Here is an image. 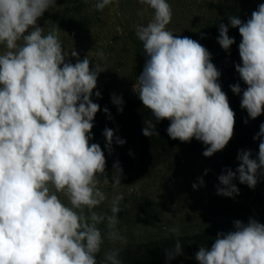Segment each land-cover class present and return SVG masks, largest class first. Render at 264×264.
<instances>
[{
	"label": "clouds",
	"instance_id": "clouds-1",
	"mask_svg": "<svg viewBox=\"0 0 264 264\" xmlns=\"http://www.w3.org/2000/svg\"><path fill=\"white\" fill-rule=\"evenodd\" d=\"M111 3L97 0L95 8L103 10ZM140 3L154 15L136 28L147 57L138 76L139 99L157 122H171V139L195 138L207 146L203 155L211 157L234 134L235 112L218 82L221 72L198 41L167 30L173 17L167 0ZM55 6L56 0H0V45L6 48L0 55V264H98L105 239L127 243L117 228L123 193L112 197L110 214L96 211L108 199L101 185L109 178L104 151L90 143L100 111L91 97L101 98L93 90L104 70L97 63L90 68L88 56L81 60L74 49L66 54L56 30L44 34L38 19ZM229 22L242 37L241 63L235 70L247 85L230 87L234 94L242 93L241 108L256 119L264 113V3L246 22L237 16H229ZM228 31L227 25H219L217 41L226 52L235 43ZM112 102L123 111L122 97L113 94ZM144 123L143 135L158 136L151 119ZM103 135L109 153L113 141L126 142L110 128ZM253 139L260 140L257 157L240 150L236 170L225 169L218 177V195L239 194L233 183L237 174L241 184L256 187L264 174V123ZM114 169L121 172L118 163ZM112 182L115 188L121 178L114 176ZM203 184L201 177L192 187ZM233 224L234 230L219 232L210 248L200 247L195 255L199 264H264V224L252 218ZM171 232L179 236L178 227ZM165 251L172 260L183 254V246L177 239ZM99 264H122L120 249L105 252Z\"/></svg>",
	"mask_w": 264,
	"mask_h": 264
},
{
	"label": "trees",
	"instance_id": "trees-1",
	"mask_svg": "<svg viewBox=\"0 0 264 264\" xmlns=\"http://www.w3.org/2000/svg\"><path fill=\"white\" fill-rule=\"evenodd\" d=\"M137 1L140 0H112V3L105 6L103 10H97L95 8L97 0H56V6L46 11L38 19V24L40 27H43L44 34L56 30L66 54L74 49L81 60L86 56L91 61L102 60L100 66L104 71L99 73L97 88L93 90V93L99 91L101 98H97L95 94L91 97L94 103L100 105V111L97 112L94 118L93 139L90 143H98L101 146L106 157V168L114 167L118 163L121 170L120 172L119 169H114L112 173L108 172L109 183L107 185L110 186L101 185L108 199L96 211L108 214H110L112 197L118 193L121 185H123L122 183L131 177L129 176L131 175L129 168H133V165H129L132 162L131 155L133 150L135 152V147H139L142 144L141 136L143 135L142 129L145 127L144 122L151 119L158 136L146 137L143 135L152 146L149 144V148L144 147L145 144H142L140 147L142 158L138 163L134 164V168L139 170L142 168L145 172L142 171L139 174H135H143L139 176L137 181L135 179H127V183H125L127 185L125 189L126 193L124 195L126 197L121 202L123 211H130L132 206L130 203L131 199H133L134 203V200L141 196H150V194H144L142 190V186L149 182L147 178L150 175H147L149 170L147 166L149 163L152 164V167L159 165L158 162L153 161L155 158L154 153H157L158 149H163L162 147H158L159 142L173 140L167 133V128L171 122L167 119L157 122L155 117L152 116L151 111L139 99L138 90H134L130 86L132 82L138 81V76L144 68L140 67L142 59L146 55L143 43L136 36V28L138 25L146 26L154 15V10L145 4H143V11L139 9L134 10ZM167 1L170 2L172 0ZM237 9L238 6L235 5L219 4L214 13L217 15L213 14V17L205 24L200 25L195 34L190 38L199 43L206 40L205 32L209 31L212 27H216V24L227 15L235 14ZM103 20H106L105 24L99 27V24ZM166 28L173 32L174 36L188 37V33L184 29L174 31L168 25ZM5 51V46L0 45V55L4 54ZM224 51L223 49L220 52ZM214 52L216 53V51ZM229 52H232V49ZM101 53L103 54L102 56L100 55ZM112 54L127 55L134 60H141L138 61V69L134 70L133 73H129V78H127L128 73L126 71L128 66H125L126 63L120 65L117 71H121L124 67V70L121 72L125 73L126 76L121 78L120 81H113L108 74L110 68L109 58ZM68 59L75 64L76 58L71 57L69 54ZM218 70L221 72L219 78L221 82L231 79H236L232 81H238L240 79L239 74L231 66L224 65ZM113 94L117 97H122V112H119L117 106L113 104ZM104 108H107L109 113L106 114L103 111ZM105 128L114 130L116 137L126 141L123 145H118L113 141L111 153L105 147L106 138L103 135ZM258 132L259 128L247 131L239 129L235 134V140L233 139L228 143V146L236 148V153L232 157L224 155V159L220 162H206L204 165H201L199 172L196 173L194 182L199 185V178L202 177L204 181L203 186L193 189L192 185L188 184L192 188L190 193L187 192L184 195L180 194L178 196L179 201H182L183 204L187 203V206L181 207L183 209H180L176 213V215L178 214L177 219L182 224L180 228L182 229L185 226L190 231L189 233H183L184 235H182L181 233L184 231H179V236H177L171 232V229L176 227L171 224V226L153 229L148 234L138 233L130 237L132 233L122 229V226H118L120 234L126 238L127 243L122 244L119 241L111 242L105 239L102 250L97 256L98 264L103 261L104 253L112 249H120L122 264H128L125 262H130L137 258L152 260L157 258V256L162 257L164 252H166L165 250L173 247L177 239L183 246V257H188L190 253L195 256L200 247L210 248L219 232L227 233L233 231V222L235 220L247 223L249 218H252L264 224V174L259 177V182L254 189L249 188L246 184H241L237 174V178L233 180V183L238 187L239 194L231 198L217 194V186L222 187V185H219L218 177L224 174L225 169L231 168L233 171L236 170L240 163L237 159L240 150H251L252 158L257 157L259 143L253 137ZM233 142L236 144H232ZM129 148L132 149V153L124 154V151ZM125 163H128V167L125 166ZM123 166H125L124 169L127 171L123 170ZM205 170H208L207 173ZM114 172L115 174H113ZM114 176L121 178V184L115 188H111L113 183L110 182H112V177ZM187 180V178H183L180 183L181 186L183 185L186 188ZM57 195L65 204H68L67 197L63 193H57ZM150 202L153 203V200H150ZM190 202L193 203L190 204ZM146 210H148L147 207ZM191 217H203L206 224H185L186 221H181L184 218ZM173 219L175 220V218ZM213 219L217 220L216 223H213ZM169 222L171 223L172 221L170 220ZM100 227L104 229L105 226L102 224ZM193 256L192 259H194Z\"/></svg>",
	"mask_w": 264,
	"mask_h": 264
},
{
	"label": "rangeland",
	"instance_id": "rangeland-1",
	"mask_svg": "<svg viewBox=\"0 0 264 264\" xmlns=\"http://www.w3.org/2000/svg\"><path fill=\"white\" fill-rule=\"evenodd\" d=\"M172 10H173V17L172 21L168 25L174 31H180L184 29L186 33H188V37H192L195 32L198 30V27L202 24H205L210 18L213 17V14L216 12L217 6L220 4H228L230 6H238L237 12L235 14H229L220 22L216 24V27H212L209 31L205 32V39L200 44L203 45L206 49L209 50L212 57V63L217 67V69H221L224 65L231 66L234 71L235 65L241 63V59L239 56V44L241 42L242 37L240 36L239 29L233 28L229 22V16H237L242 21H247L253 11L258 8L259 4L264 3V0H172L167 1ZM206 2V3H205ZM143 11L144 6L137 1L134 10ZM217 15V14H214ZM106 20H103L102 23L99 24V27H102L105 24ZM223 23L229 27L228 35L235 39V43L231 46L232 52H220L223 50L219 45L217 38L219 36V25ZM178 36V35H177ZM216 51V53L214 52ZM232 55V56H230ZM98 58V57H97ZM109 58V57H107ZM141 59V58H140ZM146 55L142 59V65L140 67H144L146 62ZM141 60H134L132 57L122 54H112L109 58L110 68L108 71L109 76L112 78L113 81H120L121 78L126 76L125 73L121 71L124 70V67L121 71H117L120 65L128 66L126 73L127 78H129V73H133L134 70H137L139 67V62ZM101 64L102 60L99 59L95 61H91L90 68L93 67L95 64ZM236 79H231L229 81H218L221 84L222 91L227 94L230 107L235 112V125H234V134L230 141L233 139L235 140V134L239 129H244L245 131L250 129L259 128L261 123H264V113H262L256 119H251L248 117L247 111L242 109L240 106L242 93L240 95L234 94L231 90L230 85H234L239 83L242 89H245L247 85L239 79L238 81H232ZM134 90H138L139 83L138 81H134L130 85ZM245 119L248 120L245 123ZM142 144H145L144 147H149V140L145 136H141ZM144 141V142H143ZM260 143V140H257ZM254 142V141H253ZM141 144V146H142ZM236 144V143H232ZM157 145V143H156ZM215 153L211 157H205L203 155V151L207 147L203 142L196 140L193 138L191 142H181L180 140H172L167 142H159L158 147H162L163 149H158L157 153H154L155 158L153 159L154 162H158L159 165L156 167H152V164L149 163L147 168H149L147 175L149 182L142 186V190L144 194H150V196L145 197L141 196L137 199L130 200L131 209L130 211H121L118 214L120 223L117 225L122 226V229L132 233L130 237L135 234H148L153 229H158L159 227L163 226H171L174 225L178 228L181 227L180 221L177 219L181 207L187 206L183 204L182 201H179L180 194L184 195L185 193L191 191V186L193 185L194 178L196 177V173L199 172V167L204 165L206 162H220L224 159V155H229L232 157L236 153V148L234 146H228ZM141 146L135 147V152L132 149H126L124 154L132 153V162L129 165H133V168H129L131 171V177L127 179H137L142 171V168L135 169L134 164L138 163L139 160L142 158L141 154ZM152 146V145H151ZM150 148V147H149ZM229 158V157H228ZM123 161V160H120ZM153 162V163H154ZM212 163V164H213ZM155 164V163H154ZM125 166L128 167V163H125ZM123 166V170L127 171ZM107 173H112L114 171V167L106 168ZM115 174V172L113 173ZM121 175V173H120ZM183 178H187L186 188L181 186V182ZM127 179L121 185L118 193H123L125 195ZM113 183V182H110ZM121 184V183H120ZM190 184V185H188ZM196 184V183H195ZM110 186V185H107ZM110 189V187H108ZM113 187V184L111 186ZM185 188V189H184ZM107 189V188H106ZM107 189L108 191H110ZM126 197V196H124ZM153 200V203L150 202ZM193 202H190V204ZM175 205V207H174ZM189 205V204H188ZM146 207L148 210H146ZM170 213V214H169ZM175 218V220L173 219ZM172 221L171 223L169 221ZM186 221L185 224H206L205 219L203 217H191V218H184ZM216 219H213V223H216ZM180 223L179 225H177ZM185 226L179 231H184L181 234L184 235L189 233V230H185ZM184 233V234H183ZM211 247V246H210ZM192 255V253H190ZM183 257L179 255L172 260H168L166 256V252L162 255V257H158L155 259H134L130 262H125L128 264H199V262L195 259H192V256ZM132 259V258H131ZM191 260V262H189Z\"/></svg>",
	"mask_w": 264,
	"mask_h": 264
}]
</instances>
